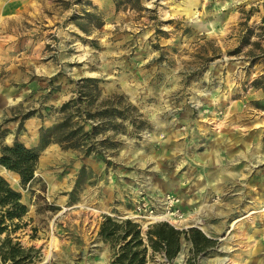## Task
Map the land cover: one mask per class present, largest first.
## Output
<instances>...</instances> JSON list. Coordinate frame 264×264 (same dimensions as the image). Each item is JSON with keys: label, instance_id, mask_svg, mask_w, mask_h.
<instances>
[{"label": "rangeland", "instance_id": "rangeland-1", "mask_svg": "<svg viewBox=\"0 0 264 264\" xmlns=\"http://www.w3.org/2000/svg\"><path fill=\"white\" fill-rule=\"evenodd\" d=\"M142 4L0 0V147L39 155L25 187L0 166L26 206L0 234L18 264H111L106 216L206 235L196 208L214 243L194 253L182 235L171 260L147 246L146 264H264V0ZM84 77L96 97L64 115ZM67 116L79 146L56 131L41 145ZM159 207L181 220L145 217Z\"/></svg>", "mask_w": 264, "mask_h": 264}, {"label": "trees", "instance_id": "trees-1", "mask_svg": "<svg viewBox=\"0 0 264 264\" xmlns=\"http://www.w3.org/2000/svg\"><path fill=\"white\" fill-rule=\"evenodd\" d=\"M153 1L156 4L159 0ZM115 9H130L134 11H147L150 10L142 4V0H114ZM96 78L84 77L81 78L77 90V97H72L64 102L60 111L67 114L69 108L74 106L80 108L84 104H91L93 101L90 99L94 94L90 89L96 85L92 84ZM94 85V86H93ZM96 88V87H95ZM96 97V94L93 96ZM110 104L111 102H104ZM103 104V103H102ZM27 113L24 116H28ZM71 127V130L66 128ZM80 125L71 126L70 117H64L60 122L56 123L51 130H40V144H46L53 134V131L58 132L56 142L66 143L70 147H78L79 141H72L77 137ZM38 152L33 148L26 147L23 143L15 140L11 145H2L0 147V166L9 172L18 175L20 184L25 187L30 181L34 179L35 169L38 164ZM26 213V206L21 200V195L18 191L14 190L8 181L0 175V234L8 232L7 225H12L11 231L19 228V221ZM14 220H17L14 222ZM8 222V224H7ZM98 235L104 240L109 242L113 249L121 242L118 248L114 251L111 264H146L147 246L153 251L163 253L167 260L174 258L180 250L181 236L189 239L191 242L194 253L202 251L206 245H212L214 240L209 239L206 235L198 229L192 227L188 230H179L174 228L171 224L166 222H158L151 224L145 234L139 225L129 219L123 221L113 220L111 217L106 216L101 223ZM23 249L18 242L12 243V239L7 234L0 242V259L5 262L10 259L13 264H18L22 260L16 259L17 256L23 253Z\"/></svg>", "mask_w": 264, "mask_h": 264}, {"label": "bare ground", "instance_id": "bare-ground-1", "mask_svg": "<svg viewBox=\"0 0 264 264\" xmlns=\"http://www.w3.org/2000/svg\"><path fill=\"white\" fill-rule=\"evenodd\" d=\"M160 207L156 210V212H152V213L146 214L145 217L147 219H153V220H171L172 217L174 219L181 220L180 219L181 216H179V218H175V214L173 212H169V211L165 210L164 208H160ZM192 221H193V224L194 225H196L197 227H199L202 231L208 233V230L206 229V226L203 225L202 222L199 219L194 218V219H192ZM173 222L175 223V225H179L180 224V222L179 221H176V220H174Z\"/></svg>", "mask_w": 264, "mask_h": 264}, {"label": "crops", "instance_id": "crops-1", "mask_svg": "<svg viewBox=\"0 0 264 264\" xmlns=\"http://www.w3.org/2000/svg\"><path fill=\"white\" fill-rule=\"evenodd\" d=\"M21 143H22V142H21ZM23 144H24V143H23ZM24 145H25V144H24ZM25 146H26V145H25ZM26 147H27V146H26ZM193 212L196 213V216H195V215L192 216L190 220L192 221V219L196 218V219H199V220L202 222L203 220H201V219H200V216H199V215H200L199 209L196 208ZM193 212H192V213H193ZM198 216H199V217H198ZM247 216H248V215H246L245 218H247ZM251 219H252V221H253V218H251ZM203 222H204V221H203ZM203 222H202V224H203ZM192 223H193V221H192ZM187 224H188V223H186L185 225H187ZM185 225H184V226H185ZM203 225L206 226V229L208 230V233H210V230H209V229H210L211 226H209V224H207V223H206V224H203ZM184 226H182V227H184ZM195 226H196V225H195ZM175 227H176V226H175ZM196 227H197V226H196ZM198 228H199V227H198ZM199 229H200V228H199ZM203 232H204V231H203ZM204 233L208 236V233H206V232H204ZM208 237H209V236H208Z\"/></svg>", "mask_w": 264, "mask_h": 264}, {"label": "water", "instance_id": "water-1", "mask_svg": "<svg viewBox=\"0 0 264 264\" xmlns=\"http://www.w3.org/2000/svg\"><path fill=\"white\" fill-rule=\"evenodd\" d=\"M172 225V224H171ZM173 226V225H172ZM174 227V226H173ZM174 228H176V227H174ZM176 229H178V228H176ZM207 236V235H206Z\"/></svg>", "mask_w": 264, "mask_h": 264}]
</instances>
